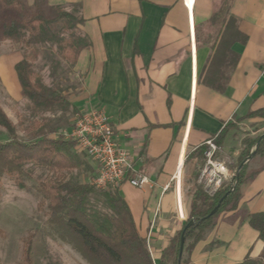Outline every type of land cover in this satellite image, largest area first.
<instances>
[{
	"label": "crops",
	"instance_id": "crops-1",
	"mask_svg": "<svg viewBox=\"0 0 264 264\" xmlns=\"http://www.w3.org/2000/svg\"><path fill=\"white\" fill-rule=\"evenodd\" d=\"M29 1L39 8L80 9L78 29L89 47L63 80V93L77 114L104 111L119 146L150 179L143 189L123 183L118 191L140 236L151 230L150 251L158 263L189 213L190 198L182 194L183 176L191 174L187 157L225 131L219 146L235 166L243 140L264 134V119H245L264 109V0H231L225 21L233 18L235 26L230 21L228 27L210 25L222 0ZM216 29H226L229 40L238 32L231 45L237 63L224 93L203 83ZM19 61L0 58V84L15 99H22L14 70ZM252 174L236 209L221 211L192 250L186 237L182 264H238L260 255L248 216L264 213V156L246 163L245 176Z\"/></svg>",
	"mask_w": 264,
	"mask_h": 264
},
{
	"label": "trees",
	"instance_id": "trees-1",
	"mask_svg": "<svg viewBox=\"0 0 264 264\" xmlns=\"http://www.w3.org/2000/svg\"><path fill=\"white\" fill-rule=\"evenodd\" d=\"M230 1L222 0L210 25L226 22ZM70 8L71 12H67L64 7H54V17H48L40 11L28 12L20 0H0L1 38L22 52V59L14 67L20 95L27 101L33 118H41L42 124L40 128L39 122L34 120L33 130L24 129V124H12L0 106V130L8 136L5 142H0V180L6 178L20 190H26L28 181L34 180V190L41 197L38 209L45 208L47 223L58 227L75 244L79 253L93 264H179L182 231L170 239L162 249L158 263H154L146 240L140 236L130 209L118 189L99 190L90 182L74 181L71 178L73 172L85 170L92 173L90 166L74 152L73 142L64 140L62 136H50L52 131L45 123V115H77V111L59 85L49 87L44 83L34 64L44 49L53 55L51 51L54 45L58 58L73 67L79 53L89 47L87 38L78 29L83 24L80 9L77 6ZM230 21L235 24V20L229 18L227 27ZM226 29L215 31L219 39L211 44V57L203 77V83L219 93H224L229 73L237 63V58L231 54V45L238 38V32L229 40ZM252 118L264 119V109L245 117ZM20 131H29L31 138L20 140ZM224 134L225 131L213 138L218 145L224 139ZM258 138L243 140L244 148L236 170L250 156ZM204 150L202 146L190 154L186 164L194 157L196 164L201 166ZM256 154L264 156V140ZM192 168L191 174L182 179V194L190 198L185 225L194 222L185 232L190 241V250L202 239L205 230L221 211L236 209L241 186L254 175L245 176V164L232 186H224L216 195L209 197L196 186L197 171L194 165ZM218 204L217 213L202 222L201 219L206 218ZM248 224L258 233L262 250L256 259L247 256L238 264H264V213L250 214ZM32 241L30 237L24 242L18 264H34Z\"/></svg>",
	"mask_w": 264,
	"mask_h": 264
},
{
	"label": "rangeland",
	"instance_id": "rangeland-1",
	"mask_svg": "<svg viewBox=\"0 0 264 264\" xmlns=\"http://www.w3.org/2000/svg\"><path fill=\"white\" fill-rule=\"evenodd\" d=\"M20 1L28 12L40 11L48 17H54L55 15L53 9L45 5L39 8L31 6L32 2L29 0ZM65 11L71 12V8L67 7ZM1 14L2 11L0 10V17ZM51 52L53 55H50L47 49L42 50L34 64V69L41 74L47 86L55 87L59 85L60 88L65 89L67 83L63 80H66L71 75V67L58 58L54 45ZM9 55H13L19 60L22 59V52L10 42L4 41L0 34V58ZM0 106L6 116L12 121V124H24V129L33 130L35 129L33 121L36 120L41 128V118H33L27 101L21 98H13L1 84ZM75 116L76 114L69 113L64 116L60 113L45 115V123L52 131L50 136H61L64 131L70 129ZM18 138L26 141L31 138V135L29 131H20ZM7 139V134L0 130V142H5ZM74 152L88 163L92 173L85 170L73 172L71 178L76 182L87 181L91 183L97 173L96 165L84 154L78 152L76 148ZM187 165L189 170L193 169L192 165H194L196 171L200 167L196 164L194 157L191 158ZM236 167L237 164L235 166L230 164V172L235 173ZM27 184L26 190H20L6 178L0 180V264H18L21 260L23 244L30 237L33 238L34 264H93L79 253L75 244L64 236L58 227L47 223L45 208L43 210L38 209L41 197L34 190V180L28 181ZM232 184L233 181L227 186L230 187ZM180 262V264L183 263L182 259Z\"/></svg>",
	"mask_w": 264,
	"mask_h": 264
},
{
	"label": "built area",
	"instance_id": "built-area-1",
	"mask_svg": "<svg viewBox=\"0 0 264 264\" xmlns=\"http://www.w3.org/2000/svg\"><path fill=\"white\" fill-rule=\"evenodd\" d=\"M61 136L64 140L73 142L76 150L96 165L97 173L91 181V185L95 188L99 190L118 189L121 184L128 183L134 188L143 189L151 184L150 179L136 168L129 153L119 146L115 131L104 111L91 110L77 114L72 127L64 131ZM203 147L206 149L204 150V161L198 167L195 183L204 194L212 197L224 186L234 181L237 176L236 171L235 173L230 172L231 162L223 156L221 147L214 139L205 141ZM179 182L180 179L178 186ZM167 190L168 187H165L164 191ZM178 203L180 205V198H178ZM179 215L182 216V213L180 212ZM184 227L185 224L183 229ZM152 236L149 230L145 237L150 254ZM151 257L153 260L152 254Z\"/></svg>",
	"mask_w": 264,
	"mask_h": 264
},
{
	"label": "water",
	"instance_id": "water-1",
	"mask_svg": "<svg viewBox=\"0 0 264 264\" xmlns=\"http://www.w3.org/2000/svg\"><path fill=\"white\" fill-rule=\"evenodd\" d=\"M264 140V134L263 135H261L259 138H258V140H257V142H256V145H255V147H254V149H253V151H252V153L250 154V156L248 157V158H246L245 160H243L242 161V163L240 164V166L238 167V169L236 170V176L237 177H239L238 176V174H239V171H240V169L249 161V160H252V158L256 155V153H257V151H258V148H259V146H260V143L262 142ZM236 177V178H237ZM221 204V203H220ZM220 204H218L217 206H216V208H214V210L206 217V218H204V219H201V221L203 222V221H205V220H208L209 218H211L213 215H215L216 213H217V211H218V209H219V207H220ZM194 224V222L193 221H191L188 225H185V227H184V229L182 230V235H181V237H180V242H179V255H178V262H180L181 261V258H182V254H183V250L185 249L184 248V245H185V240H186V234H185V232H186V230H187V228L188 227H190V226H192ZM181 263V262H180ZM179 263V264H180Z\"/></svg>",
	"mask_w": 264,
	"mask_h": 264
}]
</instances>
